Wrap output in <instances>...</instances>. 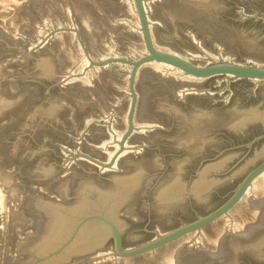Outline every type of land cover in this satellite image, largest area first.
<instances>
[{"label":"water","instance_id":"obj_1","mask_svg":"<svg viewBox=\"0 0 264 264\" xmlns=\"http://www.w3.org/2000/svg\"><path fill=\"white\" fill-rule=\"evenodd\" d=\"M16 11L0 161L33 231L0 264H264V0Z\"/></svg>","mask_w":264,"mask_h":264},{"label":"rangeland","instance_id":"obj_2","mask_svg":"<svg viewBox=\"0 0 264 264\" xmlns=\"http://www.w3.org/2000/svg\"><path fill=\"white\" fill-rule=\"evenodd\" d=\"M27 2L28 0H0V28L14 38H19V28L21 25L30 23L28 16L16 11L20 6ZM15 63V58L0 59L1 85L8 79L18 76L17 69L8 67ZM1 85L0 126L19 114L25 107L31 95V89H25L17 96V98L12 100L5 99V97L1 95ZM16 103H18V106ZM2 108H5V110ZM9 170L0 161V260L4 257L7 249L9 220H12L14 223V234L17 239L26 238L33 231L31 221L24 211L25 184L17 174Z\"/></svg>","mask_w":264,"mask_h":264},{"label":"bare ground","instance_id":"obj_3","mask_svg":"<svg viewBox=\"0 0 264 264\" xmlns=\"http://www.w3.org/2000/svg\"><path fill=\"white\" fill-rule=\"evenodd\" d=\"M1 16V15H0ZM8 23V22H7ZM1 65V64H0ZM5 77V76H4ZM6 78V77H5ZM1 85V84H0ZM2 86V85H1ZM2 95V94H1ZM21 96H23V95H21ZM17 98V97H16ZM6 99V98H5ZM23 99V98H22ZM20 101V100H19ZM12 102V101H11ZM7 104V103H6ZM18 103H16V105H17ZM18 106V105H17ZM21 106V105H20ZM3 109V108H2ZM17 109V108H16ZM3 110H5V108L3 109ZM10 110V109H9ZM2 111V110H1ZM3 112V111H2ZM3 116V115H2ZM1 118V117H0ZM8 170H9V168H8ZM10 171V170H9ZM6 173H7V171H6ZM10 173V172H9ZM8 173V174H9ZM4 174V173H3ZM6 178V177H5ZM10 178H12V177H10ZM7 179H8V177H7ZM13 181V180H12Z\"/></svg>","mask_w":264,"mask_h":264}]
</instances>
